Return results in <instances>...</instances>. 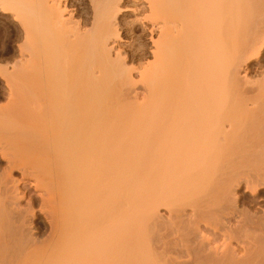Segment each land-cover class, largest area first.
I'll return each mask as SVG.
<instances>
[{"label":"bare ground","instance_id":"6f19581e","mask_svg":"<svg viewBox=\"0 0 264 264\" xmlns=\"http://www.w3.org/2000/svg\"><path fill=\"white\" fill-rule=\"evenodd\" d=\"M90 1L0 0V264H264V0Z\"/></svg>","mask_w":264,"mask_h":264},{"label":"rangeland","instance_id":"374dc122","mask_svg":"<svg viewBox=\"0 0 264 264\" xmlns=\"http://www.w3.org/2000/svg\"><path fill=\"white\" fill-rule=\"evenodd\" d=\"M64 2L66 1V3H67V5H68V7L70 8V9H73V8H75L76 7V9L77 10H79L78 12H81L80 14H81V16L83 17V19H82V17H81V19L82 20H84V19H88V18H90L91 16V14H90V11H89V9H90V7H91V1L89 2V0H63ZM75 2V3H74ZM125 4L127 3V5L125 6V4H123L124 6H123V9H125L126 8V10H121V12H120V14H119V16H118V26H117V28H118V31L120 32V36H121V39H122V41H121V44L122 45H125V43H127V41H128V43L125 45V46H127L130 50L128 51V49H127V47H125V46H123V48L127 51V52H130V53H132V49L130 48V43H133L134 42V40L132 41L131 40V36H132V38L134 37V39L136 40V39H138V40H136V41H139V42H143L144 44H148V42H147V32L144 34V32L143 31H141L142 33L140 34V30H141V28L139 27L138 29L136 28V30H138V31H136L135 30V32H133V31H131L132 30V28H130L131 26H130V21H132L131 19H133L134 18V14H136L135 13V11H134V13L132 12V10H128L129 8L131 9L132 7V9H135L134 7H136L135 6V4H134V2H133V0H124L123 1ZM71 3H72V5L73 6H75V7H73L72 5H71ZM70 5V6H69ZM79 6V7H77V6ZM87 5V6H86ZM73 8H72V7ZM129 8H128V7ZM132 6V7H131ZM83 9H82V8ZM87 7V8H86ZM79 8H81V9H79ZM85 8V9H84ZM89 8V9H88ZM87 9H88V12H89V17L87 16V18H86V12H87ZM83 10H84V12H83ZM86 10V11H85ZM136 10V9H135ZM82 13H83V15H82ZM0 23H1V25H0V76L2 75V77H3V71H1V70H3V68H10V69H12L11 68V66H13L20 58V56L18 57V55H20L19 54V49L22 51V45L24 44V36H23V34H22V32H23V30H22V28H21V26H20V24L19 23H17V21H14L13 20V16L12 15H10V14H2L1 12H0ZM10 15V16H9ZM122 15H125L124 17L122 16ZM6 18H5V17ZM128 16V17H127ZM132 16V17H131ZM11 17V18H10ZM85 17V18H84ZM129 18L128 20H127V18ZM5 20H4V19ZM126 18V19H125ZM11 19V20H10ZM2 20V21H1ZM13 21L12 23L10 22V21ZM120 21H122V22H120ZM129 21V26H128V22ZM15 23V24H14ZM16 25V26H15ZM20 27H19V26ZM122 25V26H121ZM123 25H125V26H123ZM127 25V26H126ZM17 27H19L18 29H17ZM121 27V28H120ZM122 28H124L125 29V32H124V29H122ZM126 28H127V30H126ZM18 31H17V30ZM120 29H122V30H120ZM21 30V31H20ZM143 30V29H142ZM20 31V32H19ZM129 32V33H128ZM130 32H131V34H130ZM137 32H139V33H137ZM21 33V34H20ZM24 33V32H23ZM127 33L128 34H130V36L129 35H127ZM137 33V34H136ZM17 34H19V35H17ZM126 34V35H125ZM133 34V35H132ZM136 34V35H135ZM138 34H140V35H138ZM21 35V36H20ZM143 35V37H141ZM135 37H137V38H135ZM20 39L19 41H18V39ZM146 38V39H145ZM145 39V40H144ZM126 41V42H125ZM147 42V43H146ZM23 43V44H22ZM19 45V46H18ZM19 48H18V47ZM21 46V47H20ZM20 51V52H21ZM17 57V58H16ZM19 58V59H18ZM16 60V61H15ZM143 62H145L146 60H142ZM141 61V63H143ZM130 63V62H129ZM136 63V64H135ZM134 64H132V63H130L128 66H130V67H133V66H139L140 64H139V61H137V62H135ZM138 63V64H137ZM133 65V66H132ZM2 72V73H1ZM2 77H0V80L1 81H5V78L3 77V79H1ZM256 78V77H255ZM257 79H262V76H260V77H257ZM253 80H256V79H253ZM0 81V87H1V85H3V84H5L6 85V81L4 82V83H2ZM2 83V84H1ZM257 83V82H256ZM5 85H3V87L2 88H0V95L2 94V93H4V94H2L1 95V101H2V103H1V101H0V104H2V105H4V104H6L7 102H6V100H5V98H3V95H6V93H9V92H7L9 89L7 88L6 89V87H8V85L5 87ZM257 85V84H256ZM6 89V90H4V89ZM139 88H140V86H139ZM3 90H4V92H3ZM6 92V93H5ZM2 99H4V100H2ZM3 101H4V103H3ZM6 102V103H5ZM1 105V106H2ZM43 223L41 220H39V226L40 227H42V224L41 223Z\"/></svg>","mask_w":264,"mask_h":264}]
</instances>
